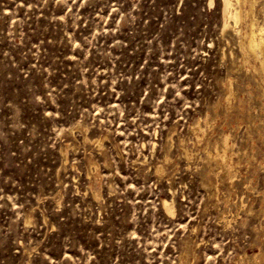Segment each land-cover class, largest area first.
Here are the masks:
<instances>
[{
  "label": "rangeland",
  "instance_id": "374dc122",
  "mask_svg": "<svg viewBox=\"0 0 264 264\" xmlns=\"http://www.w3.org/2000/svg\"><path fill=\"white\" fill-rule=\"evenodd\" d=\"M232 2L0 0V264H264V0Z\"/></svg>",
  "mask_w": 264,
  "mask_h": 264
},
{
  "label": "bare ground",
  "instance_id": "6f19581e",
  "mask_svg": "<svg viewBox=\"0 0 264 264\" xmlns=\"http://www.w3.org/2000/svg\"><path fill=\"white\" fill-rule=\"evenodd\" d=\"M233 1V0H232ZM242 0H235V2H236V5H238V4H240V2H241ZM248 1V0H247ZM250 1V0H249ZM254 1V0H253ZM235 2H232L233 3V5H234V3ZM224 4H225V2H224ZM251 4H253V2L251 3ZM250 5V4H249ZM254 5V4H253ZM230 7V3L228 2V1H226V8L227 7ZM242 6V5H241ZM251 6V5H250ZM232 8V7H231ZM251 8V7H250ZM229 10V8L228 9H226V11L225 12H228L230 15H228L227 16V18L230 16V17H232L233 19L232 20H234V23L237 25V23H240V20H241V18H242V16H243V13H242V11H241V9H240V7L238 6V7H235V9H234V7H233V10L234 11H228ZM232 10V9H231ZM246 11H248V10H246ZM251 11V10H250ZM224 12V13H225ZM253 12V11H252ZM250 13V12H249ZM251 14V13H250ZM224 15H226V13L224 14ZM249 15V14H248ZM254 15V14H253ZM252 15V16H253ZM248 19H249V17H248ZM251 19V21L250 22H248V23H250V25L248 26V27H250V29H249V33L247 34V46H246V48H247V50L256 58V60L257 59H260V56L263 54V52H264V24L263 23H261L260 22V24L258 23V22H256V19H255V15L252 17V18H250ZM231 20V19H230ZM244 22H245V20H244ZM226 23V22H225ZM228 23V22H227ZM228 24H230V23H228ZM228 24H226V25H228ZM248 25V24H247ZM235 28V27H234ZM243 31V30H242ZM248 32V31H247ZM246 35V34H245ZM247 55V54H246ZM246 58V57H245ZM255 60V59H254ZM261 61V60H260ZM260 63V62H259ZM261 64V63H260ZM258 69H256V71H257ZM259 71V70H258ZM258 73V72H257ZM229 96V95H228ZM96 142H98V141H96ZM101 143V142H100ZM213 157V156H212ZM212 157H210L208 160L210 161V159L212 158ZM224 160V159H223ZM212 161H214V160H212ZM215 161H216V159H215ZM224 162V161H223ZM217 164V163H216ZM217 166V165H216ZM222 168H223V166H222ZM225 168H226V166H225ZM227 170H228V168H227Z\"/></svg>",
  "mask_w": 264,
  "mask_h": 264
}]
</instances>
